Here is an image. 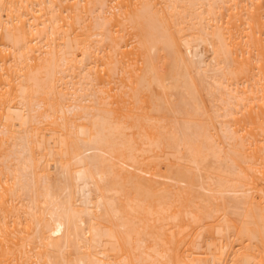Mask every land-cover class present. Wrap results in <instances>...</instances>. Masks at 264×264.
Listing matches in <instances>:
<instances>
[{
  "label": "bare ground",
  "instance_id": "obj_1",
  "mask_svg": "<svg viewBox=\"0 0 264 264\" xmlns=\"http://www.w3.org/2000/svg\"><path fill=\"white\" fill-rule=\"evenodd\" d=\"M0 264H264V0H0Z\"/></svg>",
  "mask_w": 264,
  "mask_h": 264
}]
</instances>
